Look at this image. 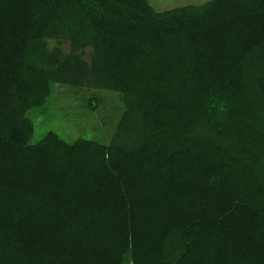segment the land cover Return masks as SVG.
I'll list each match as a JSON object with an SVG mask.
<instances>
[{
    "label": "trees",
    "instance_id": "obj_1",
    "mask_svg": "<svg viewBox=\"0 0 264 264\" xmlns=\"http://www.w3.org/2000/svg\"><path fill=\"white\" fill-rule=\"evenodd\" d=\"M85 81L112 130L33 140ZM0 264H264V0H0Z\"/></svg>",
    "mask_w": 264,
    "mask_h": 264
},
{
    "label": "rangeland",
    "instance_id": "obj_2",
    "mask_svg": "<svg viewBox=\"0 0 264 264\" xmlns=\"http://www.w3.org/2000/svg\"><path fill=\"white\" fill-rule=\"evenodd\" d=\"M147 1L155 10H163L179 5H196L207 0ZM69 52L68 43L62 41V55H73L81 63L88 64L89 48ZM121 108L120 99L114 92L85 81L76 86L54 84L47 101L29 110L26 117L32 123V139L36 141L46 131L55 133L65 141L77 138L102 139L115 126Z\"/></svg>",
    "mask_w": 264,
    "mask_h": 264
}]
</instances>
